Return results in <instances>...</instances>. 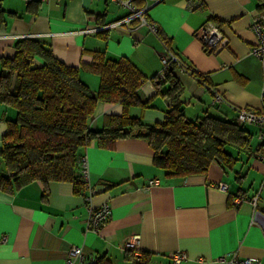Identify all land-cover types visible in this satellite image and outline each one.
<instances>
[{
    "label": "crops",
    "instance_id": "1",
    "mask_svg": "<svg viewBox=\"0 0 264 264\" xmlns=\"http://www.w3.org/2000/svg\"><path fill=\"white\" fill-rule=\"evenodd\" d=\"M196 2L193 7L185 0H135L170 48L204 79L174 70L183 86V113L191 120L204 115L232 120L237 107L261 109L264 64L250 48L256 41L252 20L264 12V0ZM0 10V63L15 54L16 40L35 39L65 64L77 66L95 94L100 76L82 65L91 64L95 52L110 59L126 57L146 78L137 96L149 102L148 107L131 105L128 114L146 123L164 119L170 101L156 94L158 86L151 79L163 77L159 36L137 19L101 28L128 14L120 3L0 0ZM208 21L228 38L216 53L195 34ZM160 87L164 91L168 84ZM215 94L223 101L215 103ZM122 112L119 102H98L90 126L100 129L105 116ZM14 116L12 108L0 105V148L6 119ZM243 127L251 133V151L226 146L236 161L230 167L211 163L204 175L166 176L154 165V152L145 140L123 138L112 146L92 141L82 148L94 190L90 200L85 199L87 189L76 193L66 180H50L46 186L33 180L11 193L0 191V264H65L72 245L81 246L85 258L98 256V264H136L121 251L123 240L132 235L147 254L145 264H228L221 258L233 255L264 264V155L255 151L260 128ZM153 179L157 183L149 185ZM237 196L242 200L236 203ZM105 201L111 207L106 225L97 232L87 229L88 207ZM176 251L187 258L174 263L170 255Z\"/></svg>",
    "mask_w": 264,
    "mask_h": 264
},
{
    "label": "trees",
    "instance_id": "2",
    "mask_svg": "<svg viewBox=\"0 0 264 264\" xmlns=\"http://www.w3.org/2000/svg\"><path fill=\"white\" fill-rule=\"evenodd\" d=\"M133 4L137 6L135 0ZM157 35L170 47L159 30ZM14 46L15 54L0 63V105L15 111L14 118L6 119L0 148L2 192L11 193L33 180L45 186L50 180H66L73 183L74 192L84 191L80 159L82 148L92 141L112 146L118 139L141 138L154 152V165L166 176L204 175L211 163L230 167L236 159L226 146L251 151V133L236 121L238 107L232 120L185 116L183 86L174 74L178 70L174 62L163 66L162 79L151 78L158 86L156 94L167 97L170 108L161 122L146 123L128 114L131 105L149 106L137 96L146 78L128 58L110 59L95 52L93 62L82 65L100 76L94 94L81 80L79 68L55 57L48 45L20 38ZM189 73L204 81L196 72ZM165 84L167 89L161 91ZM98 102H119L123 112L105 116L103 126L93 129L90 119ZM255 151L264 155V143L260 141Z\"/></svg>",
    "mask_w": 264,
    "mask_h": 264
},
{
    "label": "built area",
    "instance_id": "3",
    "mask_svg": "<svg viewBox=\"0 0 264 264\" xmlns=\"http://www.w3.org/2000/svg\"><path fill=\"white\" fill-rule=\"evenodd\" d=\"M25 1H31V0H25ZM117 3H120L122 6L126 7L128 9V14L113 22L110 25L102 26L101 28H107V27H119L122 24H127L132 19L139 20L142 24L146 25V27L154 34L157 35L158 33V27L157 25L149 20L144 15V9L138 8L133 4L131 0H113ZM189 6H195L198 4L196 0H185ZM98 29L94 28V30ZM251 29L255 35V43L250 48V52L256 56L262 64H264V12H258L251 24ZM88 31V30H86ZM92 31V30H90ZM196 36L201 40L204 47L213 53H216L226 47L228 43V38L225 36V34L222 32L218 24H215L211 21L205 22L200 29L196 31ZM158 36V35H157ZM163 52L161 54V62L164 67H167L168 64L171 62H174L179 70L182 71H191L190 68L187 70L186 64L181 60V58L168 46H166L163 41ZM223 98L220 94H215L214 96V102L219 103L222 102ZM236 121L238 123H244V124H255L257 125L261 130L258 133L259 140L264 143V107L261 109H254L250 107H238L237 115H236ZM80 172L81 176L85 185V189H87L85 194V199L90 200L92 193L94 190L89 186V180H88V168H87V161L84 156L80 159ZM157 179H153L149 181V185L156 184ZM148 185V186H149ZM220 188L226 189L225 184H219ZM242 200L241 196H237L235 198V202H239ZM252 202L255 204L256 198L254 197L252 199ZM111 214V207L108 202H102L96 207L89 206L88 207V218H87V224L86 228L90 229L92 231H99L102 229ZM5 240V236H2L1 241ZM121 251L126 253H131V258L136 264H145V256L144 252L141 249L139 242H138V236L132 235L127 238H125L121 245ZM174 263H180L182 260L186 259V255L181 251L172 252L170 255ZM228 264H262L260 260L253 257L248 258H240L236 255L231 256L228 259L221 258ZM64 263L65 264H98L99 263V257L98 256H90L88 258H85L82 247L77 245L70 246L64 256Z\"/></svg>",
    "mask_w": 264,
    "mask_h": 264
},
{
    "label": "rangeland",
    "instance_id": "4",
    "mask_svg": "<svg viewBox=\"0 0 264 264\" xmlns=\"http://www.w3.org/2000/svg\"><path fill=\"white\" fill-rule=\"evenodd\" d=\"M228 147V146H227Z\"/></svg>",
    "mask_w": 264,
    "mask_h": 264
}]
</instances>
